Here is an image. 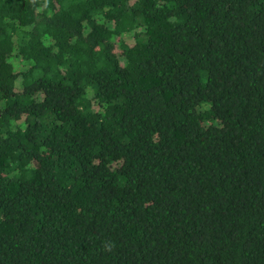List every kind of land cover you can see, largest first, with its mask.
Listing matches in <instances>:
<instances>
[{"label":"trees","instance_id":"trees-1","mask_svg":"<svg viewBox=\"0 0 264 264\" xmlns=\"http://www.w3.org/2000/svg\"><path fill=\"white\" fill-rule=\"evenodd\" d=\"M0 264H264V0H0Z\"/></svg>","mask_w":264,"mask_h":264}]
</instances>
